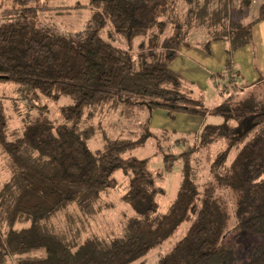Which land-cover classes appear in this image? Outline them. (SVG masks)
I'll list each match as a JSON object with an SVG mask.
<instances>
[{
	"label": "trees",
	"instance_id": "1",
	"mask_svg": "<svg viewBox=\"0 0 264 264\" xmlns=\"http://www.w3.org/2000/svg\"><path fill=\"white\" fill-rule=\"evenodd\" d=\"M175 1L89 0L97 18L86 32L65 33L49 25L54 7L48 0H0V86L15 87L10 101L24 127L7 139L0 101V143L19 188L0 264H144L154 249L160 250L156 264H239L237 249L225 241L228 231L257 238L245 264H264V79L248 87L224 85L211 110L175 90L180 78L172 64L181 38L157 35ZM249 4L245 0L241 12ZM229 5L225 0L228 20ZM257 22H264V3ZM254 25H228L232 55L251 43ZM53 105L58 114L51 113ZM144 106L168 110L171 118L221 122L207 121L196 145L165 154L164 169L153 172L131 155L140 143L112 138L103 125ZM215 146L204 166L196 161L197 152ZM178 163L181 188L161 213V182ZM118 172L128 178L123 201L139 213L124 234L106 245L87 238L75 250L56 240L47 229L56 211L74 202L92 215L98 200L119 186Z\"/></svg>",
	"mask_w": 264,
	"mask_h": 264
},
{
	"label": "rangeland",
	"instance_id": "2",
	"mask_svg": "<svg viewBox=\"0 0 264 264\" xmlns=\"http://www.w3.org/2000/svg\"><path fill=\"white\" fill-rule=\"evenodd\" d=\"M224 1H175L169 11L160 18L164 22L163 27L160 30L156 28V30L160 31L157 35L162 40L175 34L181 38V47L179 48V53L182 52L181 57L183 55V34L185 35V41L190 45L203 47L209 54L212 53V46L215 42L220 41L226 45V51L230 60V63H228L230 65L228 66V63H226L221 73H215L211 77V81L216 85L213 86V90H201L196 85L184 81L183 74L177 72L180 83L173 88L190 98L201 100L207 110L213 108L209 103V100L213 97L218 98L215 105L221 101L223 96H220V92L224 85L232 86L236 84L241 86V83L236 78L234 69L230 70V67L234 65L228 35V25L230 22L228 20V12L224 8ZM48 4L54 7L52 13L47 14L49 25H53L55 29L61 32H86L94 19L97 18V9L89 4V0H48ZM107 29L108 26H105V31ZM141 39H143L142 41L146 40V45L149 47V37ZM163 50L164 48L161 51ZM133 52L134 55L139 53L136 48ZM14 89L13 84L0 86V95L7 97L6 101L2 99L0 101L3 102L4 111L9 123L7 132V139L9 140H12L13 132L24 130L17 113H14V108L10 101L11 97H14ZM257 94L262 96L261 90ZM20 104L22 105L23 103L20 102ZM57 111L58 106L53 105L51 113ZM164 111L169 119L162 122L160 119L158 120L157 110L150 111L148 106L137 109L134 107L129 113L124 115L111 116L104 121L103 125L105 128H110L108 132L112 138H130L134 142L140 143L131 155L145 160L151 171L159 172L164 169L165 154H178L186 151L193 144L196 145L199 142L200 132L203 128L201 127L203 122L199 123L200 127L193 124L187 128L183 127L185 125L184 116L177 115L175 116L176 118H171L172 113L168 110ZM191 116L201 120L200 116ZM217 118L210 117L209 120L210 122L215 121L213 123H220L221 120ZM93 143L94 141L90 143V146L95 150L98 142ZM218 150L219 147L215 146L200 151V153L197 152L196 161H201V164L204 166V162L206 164L210 161ZM201 168L200 166L199 170H202ZM199 173L196 171L194 177L199 179L202 176ZM115 177L120 182L119 186L110 194L104 195L98 200L92 215L82 212L74 202L58 209L47 224V229L52 233V236L75 250L87 238L96 237L102 245H106L116 236L124 234L127 229L128 220L132 217H138L139 213L123 201V196L128 190V178L123 172L116 173ZM182 177V165L178 163L172 171L167 173L161 182V186L165 189V194L159 196L157 199L160 204L161 213H165L176 200L181 188ZM18 193V182L11 169L10 157L4 152L3 146L0 143V244L4 233L9 228V216L14 208ZM225 241L237 249L239 264H245L249 260L258 239L254 237L240 239L235 231H228ZM159 252V249L152 250L140 262L144 264H156L159 260Z\"/></svg>",
	"mask_w": 264,
	"mask_h": 264
},
{
	"label": "crops",
	"instance_id": "3",
	"mask_svg": "<svg viewBox=\"0 0 264 264\" xmlns=\"http://www.w3.org/2000/svg\"><path fill=\"white\" fill-rule=\"evenodd\" d=\"M245 0H230L229 5V22L230 24L238 23L243 26L254 25L253 40L251 43L236 51L233 54V67L236 78L241 83V86H252L264 79V22H257L259 10L264 0H249L250 4L241 12L240 8ZM227 47L224 43L217 41L212 46V53H208L204 48L192 46L190 44L183 46V55L179 53L178 59L173 63L172 67L176 72L183 74V80L196 85L201 90H213L214 82L211 77L215 73H221L226 66ZM218 81H220L218 79ZM237 81V83H238ZM221 84V83H220ZM219 95V93H218ZM218 101V98L213 97L209 100L211 107ZM158 120L162 122L169 119L164 110H157ZM184 116L183 127H189L193 124L197 127L200 122H203V127L209 117L205 119L194 118L190 115L179 114ZM178 115V116H179ZM199 120V121H198Z\"/></svg>",
	"mask_w": 264,
	"mask_h": 264
}]
</instances>
